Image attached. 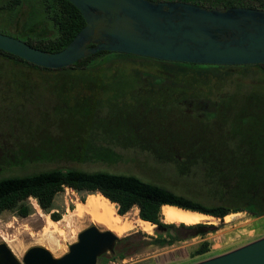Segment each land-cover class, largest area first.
Segmentation results:
<instances>
[{
    "label": "trees",
    "instance_id": "obj_1",
    "mask_svg": "<svg viewBox=\"0 0 264 264\" xmlns=\"http://www.w3.org/2000/svg\"><path fill=\"white\" fill-rule=\"evenodd\" d=\"M154 1H182L210 9L247 7L264 10V3L257 5L249 0ZM0 17L1 33L49 52L65 49L86 25L82 13L68 0H0ZM116 59L142 60L150 64V69L137 70L130 67L127 75L124 70L122 74L115 76L114 68L110 65ZM108 64V68H102ZM230 71L235 74H228ZM218 72H227L228 75ZM169 74L190 80L196 88L213 83L212 98L216 99L214 104L217 105L231 106L232 96L240 93L256 97V102H264V65L211 66L161 61L125 53L99 52L70 67L52 70L0 50L1 93L34 96L51 91L50 98L62 101L66 98L70 106L72 102L70 103L69 99L73 97L74 105L70 108H75V102H79L80 98L84 99L83 96H95L96 92L108 90L117 81L116 86H113L115 93L111 91L113 100L121 105L119 107L136 110L139 114L142 110L140 105L145 102L152 105L153 94H156L158 89H149L146 93L149 95L145 98L130 95L128 91L136 89L137 83L142 80L141 76L153 79L152 86L157 87L165 83V77ZM211 74L218 75L215 77ZM230 85L232 88H226ZM254 114L238 116L236 124L245 127L250 125L246 131L217 141L192 139L187 132L189 125L181 124L182 127L179 125L178 130L169 133L164 142L135 144L132 141L133 145H129L127 135L132 129L125 124L121 133L77 132L78 140L75 136L71 138L73 145L51 144V152L46 150L47 145L35 148L32 153H23L18 146L17 152H20L17 155H22L18 158L20 161L24 160L25 155H41V160L34 161L36 164H52L56 162V158L64 155L81 162H118L124 158L120 151L142 149L152 153L159 162L172 165L175 176L160 173L158 177L163 180L157 183L145 181L135 175L90 171L72 165L54 164L53 167L27 175L0 178V215L11 211L21 218L30 216L34 209L30 203L31 199H34L44 212L51 214L55 210L56 197L69 188L86 196H103L118 206V214L122 217L138 208L139 217L143 221L158 225L170 234L173 229L178 235H181L179 232L182 230L189 231L187 238L190 239L210 231L205 234L199 231L205 227L203 224H181L178 227H175V224H163L161 217L164 206H173L219 219L242 211H247L254 217L264 216V114ZM83 116H93V119L99 117L91 107L83 109ZM230 126L232 127V124ZM243 134L251 135V139L249 136L244 139ZM37 138L39 137H35ZM250 140L254 143V146H251L253 149L250 147ZM31 159L29 157V160ZM131 161L139 165L135 159ZM16 164H12L13 167ZM82 202L86 203L85 198ZM51 217L55 222L61 219L57 214H52ZM166 233L159 234L156 240L158 246L171 247L184 240L180 236H171L168 240L164 237ZM123 241L124 239H120L118 243ZM209 247V242H203L194 252V256L208 253ZM116 257L125 260L127 256L121 251L111 258Z\"/></svg>",
    "mask_w": 264,
    "mask_h": 264
},
{
    "label": "rangeland",
    "instance_id": "obj_2",
    "mask_svg": "<svg viewBox=\"0 0 264 264\" xmlns=\"http://www.w3.org/2000/svg\"><path fill=\"white\" fill-rule=\"evenodd\" d=\"M249 2L263 5L264 0H249ZM148 65L150 64L138 59L131 61L116 59L110 66L114 68L115 76H119L124 70V74L127 75L130 67L147 70L150 69ZM105 67L108 68L109 64L102 68ZM231 73L235 74L234 71H230L228 74ZM218 74L224 75L227 72H218ZM218 74L211 75L217 77ZM141 77L142 80L140 79L137 83L136 89L128 91L130 95L145 98L149 95L146 93L152 88L158 89V92L153 94L152 105L148 102L140 105L139 108L142 110L141 113L138 112L139 114L136 110L119 107L121 105L113 100L112 94L115 93L113 86H116L117 81L108 90L96 92L95 96H83L84 99L80 98L79 102H75L77 103L75 108H70L74 105L73 97L69 99L70 103L72 102L70 106L66 102V98L63 101L56 100L54 97L50 98L51 91L34 96L15 95L9 92L4 95L0 92V178L14 175L23 176L48 169L56 164L72 165L90 171L135 175L145 181L161 183L163 179L158 177L160 173L175 176L173 166L159 162L152 153L142 149L120 151L124 154L122 161L108 163L81 162L76 158L71 159L64 155V157H59L61 159L56 158V162L52 164L51 162L36 164L34 161L41 160V155H25L23 156L24 160L20 161L18 158L22 155L18 156L17 153L20 151L32 153L35 148L38 149L45 145L48 146L46 150L51 152V147H49L51 144L71 146L72 136L78 140L77 132L121 133L125 124L129 129H132L127 135V140L130 141L129 145H133L132 141L135 144L164 142L169 133L178 130L179 125L180 127L189 125L187 132L192 139L203 140L204 138L217 141L233 137L241 133L240 131H246L250 125L245 127L236 124L238 116L246 115V113L255 115V112L264 114V102L261 103L260 100L256 102V97L248 96L245 93L233 95L231 106L214 104L216 100L212 98L214 84L211 82L207 86L196 88L190 80L180 79L169 74L165 77V83L153 87V79ZM226 88H232V85ZM87 107L93 108L99 117L93 119V116L90 118L83 116V109ZM246 108L248 109L246 110ZM205 122L209 124L204 125ZM44 131L46 132L43 133ZM39 133L43 134L38 136ZM246 136L251 139V135L243 134L244 139ZM35 137L39 138L35 139ZM249 143L250 147L254 146L252 140ZM18 146L19 152H17ZM251 149L253 148L251 147ZM29 157L32 158V161L29 160ZM132 159L139 162V165L132 162ZM9 160H11V164H9ZM12 164H16L15 167ZM89 197H100L104 200L101 195L86 196L67 188L56 197L55 210L51 214L44 212L34 199L30 200L34 208L33 212L26 218L19 217L15 212H3L0 215V244L6 243L21 262H23L27 251L36 246L47 248L56 258L63 257L69 252L70 246L78 241L79 234L90 226L96 225L102 230H108L98 218L88 214L78 215V208L83 204L82 199L85 198L87 201ZM104 201L118 214L116 204H112L107 199ZM52 214L60 215V221L55 222L51 217ZM122 218L123 222L133 219L140 220V223H144V225L146 222L139 217L138 208H134ZM212 218L214 219L211 221L200 223L205 227L199 231L203 234L210 232L205 235L198 234L192 239L187 238L189 231L182 229L181 233L179 232L181 235H178L174 229L170 234V232L166 233V229L151 223L153 229L149 233L138 224L124 235H117L124 241L116 245L113 253H108L107 256L98 260L97 264H191L201 258L222 255L246 242H253L264 237V216L254 217L249 212L242 211L231 213L224 219ZM49 222L53 225L59 223L58 228L62 233L55 232L53 226L49 227ZM161 222L167 224L163 217H161ZM146 223L148 224V222ZM178 226L181 225L175 224V227ZM160 233H166L164 237L168 240L171 236L173 238L180 236L184 240L176 242L171 247H161L156 244ZM206 241L210 244L209 252L203 256H194L196 249ZM121 251L127 256L125 260L118 257L111 258Z\"/></svg>",
    "mask_w": 264,
    "mask_h": 264
},
{
    "label": "water",
    "instance_id": "obj_3",
    "mask_svg": "<svg viewBox=\"0 0 264 264\" xmlns=\"http://www.w3.org/2000/svg\"><path fill=\"white\" fill-rule=\"evenodd\" d=\"M86 25L60 52L38 49L0 32V50L46 69H63L99 52L211 66L264 65V10L206 8L182 1L68 0ZM120 238L92 225L69 252L56 258L45 247L30 248L23 263L6 243L0 264H97ZM195 264H264V237Z\"/></svg>",
    "mask_w": 264,
    "mask_h": 264
},
{
    "label": "bare ground",
    "instance_id": "obj_4",
    "mask_svg": "<svg viewBox=\"0 0 264 264\" xmlns=\"http://www.w3.org/2000/svg\"><path fill=\"white\" fill-rule=\"evenodd\" d=\"M102 200L103 199L100 197H89L86 203H83L78 208V215L83 216L88 214L98 218L104 223L108 230L112 231L118 236H122L125 233L133 230L138 224L149 233L153 229V227L150 225V222H148V224L145 222V225L144 223H140V220L136 221L135 219L123 222V218L116 214L114 209L109 207V204L104 201L106 198H104L103 201ZM162 216L167 224H186L188 226L200 224L214 219L204 214L183 210L173 206H164L162 208ZM58 224L53 225L51 222L48 223L49 227L53 226L55 228V232L61 234L62 231L59 230Z\"/></svg>",
    "mask_w": 264,
    "mask_h": 264
},
{
    "label": "crops",
    "instance_id": "obj_5",
    "mask_svg": "<svg viewBox=\"0 0 264 264\" xmlns=\"http://www.w3.org/2000/svg\"><path fill=\"white\" fill-rule=\"evenodd\" d=\"M250 242H252V241L246 242V243H244V244H242V245H240V246L235 247L234 249H237V248H239V247H241V246H244V245H246V244H248V243H250ZM234 249H232V250H234ZM229 251H231V250H229ZM229 251H228V252H229ZM226 253H227V252H226ZM200 256H203V255H200ZM206 259H209V258H201V259H199V260H197L196 262H193V263H191V264H195V263H198V262L203 261V260H206Z\"/></svg>",
    "mask_w": 264,
    "mask_h": 264
},
{
    "label": "flooded vegetation",
    "instance_id": "obj_6",
    "mask_svg": "<svg viewBox=\"0 0 264 264\" xmlns=\"http://www.w3.org/2000/svg\"><path fill=\"white\" fill-rule=\"evenodd\" d=\"M227 216H228V215H227ZM227 216H226V217H227ZM22 263H23V262H22Z\"/></svg>",
    "mask_w": 264,
    "mask_h": 264
}]
</instances>
